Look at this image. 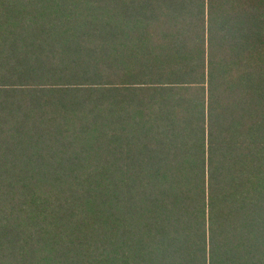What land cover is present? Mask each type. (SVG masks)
<instances>
[{
	"label": "trees",
	"instance_id": "1",
	"mask_svg": "<svg viewBox=\"0 0 264 264\" xmlns=\"http://www.w3.org/2000/svg\"><path fill=\"white\" fill-rule=\"evenodd\" d=\"M0 264H264V0H0Z\"/></svg>",
	"mask_w": 264,
	"mask_h": 264
}]
</instances>
